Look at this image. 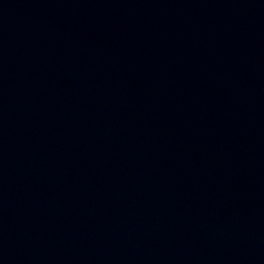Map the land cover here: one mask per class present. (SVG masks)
Here are the masks:
<instances>
[{
	"label": "water",
	"instance_id": "95a60500",
	"mask_svg": "<svg viewBox=\"0 0 264 264\" xmlns=\"http://www.w3.org/2000/svg\"><path fill=\"white\" fill-rule=\"evenodd\" d=\"M196 264H264V238L241 245Z\"/></svg>",
	"mask_w": 264,
	"mask_h": 264
}]
</instances>
